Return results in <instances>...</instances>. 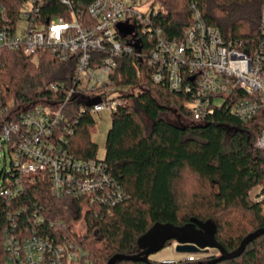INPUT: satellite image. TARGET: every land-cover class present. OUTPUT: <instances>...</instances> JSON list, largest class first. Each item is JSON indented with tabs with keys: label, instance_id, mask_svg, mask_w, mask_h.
Instances as JSON below:
<instances>
[{
	"label": "trees",
	"instance_id": "trees-1",
	"mask_svg": "<svg viewBox=\"0 0 264 264\" xmlns=\"http://www.w3.org/2000/svg\"><path fill=\"white\" fill-rule=\"evenodd\" d=\"M93 1L81 0V4ZM157 1L161 7L150 24L171 37L182 35L197 8L204 21L220 29L226 42H240L248 50L260 47L264 53V0ZM61 8L54 0L44 11L58 14ZM22 9L20 0H0V28L16 23ZM141 36V50L135 48L118 58L109 81L122 103L112 114L103 159L125 197L112 205L92 206H86L85 197H55L48 176L20 174L12 161L7 165V151L12 155L13 148L0 140L6 158L4 166L0 162V264L8 232L74 240L89 253L82 264H107L116 253H139V238L157 222L185 225L191 218L214 220L217 240L230 251L264 227V198L251 196L264 183V150L256 145L261 119L242 121L226 102L202 120H194L189 94L151 80L147 58L154 43L148 35ZM74 68V62L59 61L49 53L35 58L0 49V136L5 124L41 101L62 108L65 90L53 92L46 86L60 82L71 88ZM88 105L75 93L63 106L58 128L62 132L72 126V133L64 134V145L79 158L98 157L99 145L92 138L96 120L89 112L79 114L81 106ZM5 106L13 114L2 113ZM145 116L152 122L150 127L144 123ZM189 177L194 179L191 188ZM18 186L14 195L5 194L6 189ZM80 221L86 224L83 233L75 229ZM216 257L150 258L149 264H264V234L239 257L215 261ZM115 264L147 263L118 260Z\"/></svg>",
	"mask_w": 264,
	"mask_h": 264
},
{
	"label": "built area",
	"instance_id": "built-area-1",
	"mask_svg": "<svg viewBox=\"0 0 264 264\" xmlns=\"http://www.w3.org/2000/svg\"><path fill=\"white\" fill-rule=\"evenodd\" d=\"M26 1L29 5L22 9L20 19L0 28V49L22 51L35 58L49 53L59 61L74 62L71 88L60 82L46 86L53 92L65 90L63 106L79 93L89 102L81 106L79 114L89 112L96 122L105 112L112 116L122 101L115 97L110 76L118 58L139 49L136 43L139 40L141 46L140 37L146 34L154 43L147 58L151 80L189 94L194 120H202L226 102L242 121L260 118L256 145L264 150V53L260 47L248 50L240 42H226L220 29L204 21L197 8L182 35L171 37L150 24L157 15L152 7L143 11L121 0H94L87 6L81 0H58L62 8L51 15L44 7L54 0ZM119 24L134 26L135 32L123 37ZM43 103L46 107L35 104L2 128L0 140L12 146L14 168L24 175L48 176L55 197H85L86 206L122 200L125 192L103 157L79 158L65 147L64 134L72 133V126L58 132L63 106L57 108L47 100ZM10 111L8 106L1 109L13 114ZM256 189V198L263 199L264 186ZM18 190L19 186L8 188L5 194L12 196ZM4 242L1 264H82L89 255L74 240L57 241L35 232H8ZM200 253L186 258L198 259Z\"/></svg>",
	"mask_w": 264,
	"mask_h": 264
},
{
	"label": "water",
	"instance_id": "water-1",
	"mask_svg": "<svg viewBox=\"0 0 264 264\" xmlns=\"http://www.w3.org/2000/svg\"><path fill=\"white\" fill-rule=\"evenodd\" d=\"M121 36L134 33V26L120 25ZM136 46L140 49L139 40ZM95 101H98L96 99ZM217 224L213 220H202L191 218L185 225H177L173 222H157L150 230L142 234L138 240L140 252L136 254L116 253L107 264H115L118 260H133L150 263V256L161 250L166 244L174 240V245L179 252L182 253H208L211 249L217 248L220 254L217 255L215 261L229 260L242 255L247 245L260 235L264 234V227L256 229L245 236L240 243V247L230 251L221 245L216 237Z\"/></svg>",
	"mask_w": 264,
	"mask_h": 264
},
{
	"label": "rangeland",
	"instance_id": "rangeland-1",
	"mask_svg": "<svg viewBox=\"0 0 264 264\" xmlns=\"http://www.w3.org/2000/svg\"><path fill=\"white\" fill-rule=\"evenodd\" d=\"M22 2V8L26 9L29 5V3L26 0H20ZM126 4H129L132 6L136 5L140 10L146 11L151 9V7L155 10H158L161 7V4L159 1L156 0L155 4L152 6V3L155 0H121ZM40 105L46 107L44 105V103L41 101L39 102ZM172 119H174V117L171 116ZM145 122L147 127L151 126V120L149 118H147L145 116ZM112 123V116L110 113L105 112L104 114L100 115V118H98V121L96 122L93 130H92V138L94 141H96L99 145L98 148V156L100 157H104L105 155V142H106V135L108 133V130L111 126ZM0 162L1 165L4 166L6 164V158H5V151L4 149L0 148ZM11 163V155L10 152L7 151V165L10 166ZM189 179V187L191 188L193 183H194V179H192L191 177L188 178ZM261 186H264V183L261 184ZM259 185L256 186L252 191H251V196L252 198H256L257 195L259 194L258 189ZM85 225L83 221H80L79 223L75 224V229L76 231H78L79 233H83L85 231ZM173 243H167V245L165 247H163L161 250L157 251V253H154L150 256L151 259L153 260H161V261H172V260H177V259H183L186 257H188V255L190 253L186 252V253H182L179 252L176 249V246L174 245V241H172ZM207 254H215V255H219L220 251L217 248L211 249ZM203 254L200 253L199 257L202 256Z\"/></svg>",
	"mask_w": 264,
	"mask_h": 264
},
{
	"label": "crops",
	"instance_id": "crops-1",
	"mask_svg": "<svg viewBox=\"0 0 264 264\" xmlns=\"http://www.w3.org/2000/svg\"><path fill=\"white\" fill-rule=\"evenodd\" d=\"M183 259H185V258H183ZM177 260H179V259H177Z\"/></svg>",
	"mask_w": 264,
	"mask_h": 264
}]
</instances>
